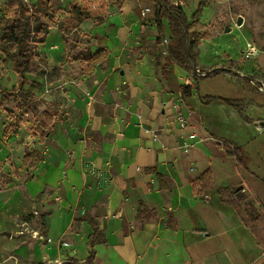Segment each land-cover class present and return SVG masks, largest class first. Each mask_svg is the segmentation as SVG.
I'll list each match as a JSON object with an SVG mask.
<instances>
[{
	"label": "crops",
	"instance_id": "1",
	"mask_svg": "<svg viewBox=\"0 0 264 264\" xmlns=\"http://www.w3.org/2000/svg\"><path fill=\"white\" fill-rule=\"evenodd\" d=\"M56 1L68 11L73 2L89 9L91 17L71 30L87 42L78 49L87 57L105 49L108 56L63 60L67 42L53 23L38 45L45 58L38 63L42 68L27 74L25 91L35 95L37 104L47 101V107L39 104L44 108L41 124L46 112L59 116L41 140L39 133L25 129L4 137L0 115V162L13 155L11 147L17 148L18 166L26 152L40 155L23 166L28 173L20 200L25 206L16 220L15 235L31 252L9 251L7 259L14 264L84 263L95 224L99 242L92 264H264V248L255 234L217 191L224 187L219 174L233 164L229 184L241 182L243 194L235 197L246 217L264 219V143L255 155L237 146L250 160L241 168L227 156L217 132L216 105L205 98L235 95L228 73L213 79L210 88L204 85L205 90L204 78L195 73L204 64L198 56L194 66L177 58L184 48L174 41L167 17L159 34L154 0ZM51 6L57 8L55 0ZM61 64L67 67L59 70ZM256 100L258 108L264 106V95ZM151 168L164 175L166 190ZM208 171L215 187L195 193L194 182ZM141 202L154 212L139 216ZM34 232L53 241L44 242ZM61 240L69 245H60Z\"/></svg>",
	"mask_w": 264,
	"mask_h": 264
},
{
	"label": "rangeland",
	"instance_id": "2",
	"mask_svg": "<svg viewBox=\"0 0 264 264\" xmlns=\"http://www.w3.org/2000/svg\"><path fill=\"white\" fill-rule=\"evenodd\" d=\"M200 1L204 3L203 9L198 20L192 23L188 34H185L184 25L175 16L174 11L166 16L168 29L174 34V41H178L184 48L175 54L181 59L182 64L189 63L191 66H194L193 61L198 56L204 66L199 65L197 68L213 70V73L207 77H200L195 72L198 77L204 78L203 87L206 85V88H210V85H213V79L224 78L228 73L236 89L235 95L230 99L226 98L227 94L222 92L220 96L206 95L205 98L216 105L213 110L214 116L218 117L217 132L222 136L221 144L229 149L241 145L251 149L248 151L255 155L260 150L259 143H264V125L262 124L264 106L259 104L261 107L258 108L256 105L259 103L256 99L263 96L264 92L259 91L250 79L256 80L257 85L264 83V0H174V3L191 16ZM8 3L9 0H0V23L12 14ZM26 3L32 10L38 5V0H27ZM55 3H57L55 20L51 22L47 17L39 15L35 24L45 22L59 26L67 42L63 60L73 61L80 54V59L86 61L87 53L80 52L78 48L81 47L80 44L87 42L77 32L63 31L69 11L65 7H59L62 2L58 4L55 0ZM240 17H243V20L239 25ZM227 28L230 30L226 31ZM3 32V29H0V37ZM247 42L256 44L259 49L257 56L247 58L242 53L246 49ZM36 53L33 74L42 68V65L38 63H43L45 60L39 54L38 47ZM16 60V50L8 55L0 52V115L5 117L4 137L7 134L17 136L23 129L36 136L44 129L43 124L40 123L44 108L39 104L44 102L47 107V101H40L37 104L32 101L35 95L29 92L22 94L18 91L21 79L15 65ZM82 62L85 66L86 62ZM58 67L62 70L67 66L61 64ZM83 70L84 68H80V71ZM55 72L56 68L47 73L52 76ZM34 83L39 84L37 80ZM228 83L230 84V81ZM217 84H220L221 89L223 88V84ZM206 88L204 87L205 90ZM29 113L30 115H27ZM2 144L3 148L8 149L10 141L5 138ZM16 149L11 147V151H8L13 155L0 162V264H14L11 259H7L9 251L24 256L31 252L29 244L22 243L15 235L19 233L16 226L17 214L22 212L25 206L20 196L25 191L28 173L23 166H18L14 156L17 154ZM18 153L21 155L22 150ZM245 154L248 156L246 152ZM233 173L234 166L230 164L226 171L223 170L219 174V185H228ZM242 194L241 192L238 195L242 196ZM5 232L13 235H7ZM19 263L23 264V260H19Z\"/></svg>",
	"mask_w": 264,
	"mask_h": 264
},
{
	"label": "trees",
	"instance_id": "3",
	"mask_svg": "<svg viewBox=\"0 0 264 264\" xmlns=\"http://www.w3.org/2000/svg\"><path fill=\"white\" fill-rule=\"evenodd\" d=\"M8 5L12 14L7 17L3 23H0V29H3L4 31L0 37V52H4L8 55L11 51L16 50L17 60L15 61V65H17L18 73L21 79L18 91L24 94L26 93V76L27 74L33 72L37 47L39 44L45 42L48 31L51 27L49 23L38 22L35 24V22L38 20L39 15L47 17L51 22L54 21L55 10L51 6V0H38V5L33 7L32 10L24 0H9ZM203 5V1H200L197 8L189 17L184 10H182L178 5H175L174 0H154L155 22L159 34L161 35L164 31V17L172 14L173 11L175 12V16L183 23L185 34H188L192 23L198 20L203 9ZM90 17L91 12L87 7L80 5L79 2H73L70 5L68 18L65 21V29H63V31L66 33V31H71L77 28L83 21L89 19ZM107 56L108 52L105 49H101L97 53L89 55L87 58L88 60H101ZM58 116L59 113L46 112V121L43 125L44 129H42V132L40 133L41 140L45 139L48 132L47 130H50ZM226 152L227 156L234 157L236 159L241 168H247L250 160L242 147H235L234 149L226 148ZM39 156V152L36 150L26 152L23 159V166L28 164L30 158L35 163ZM148 171L156 173L160 181L161 189L166 190L168 188L164 175L159 173L156 168L148 169ZM240 185V181H234L224 187L218 188L217 191L220 195L221 201L225 204L232 205L236 209L242 221L255 234L258 244L264 248V219L260 217L248 219L246 217V214L240 205L239 199L235 197L240 192L238 188ZM214 187L213 174L210 171L204 173L193 184L195 193H202L205 189H213ZM145 210L152 213L154 212L149 209L147 205L141 202L139 207V216ZM93 228L94 233L91 234L89 240L90 254L84 263L77 264H92L96 257L95 246L99 242V237L95 224H93Z\"/></svg>",
	"mask_w": 264,
	"mask_h": 264
},
{
	"label": "built area",
	"instance_id": "4",
	"mask_svg": "<svg viewBox=\"0 0 264 264\" xmlns=\"http://www.w3.org/2000/svg\"><path fill=\"white\" fill-rule=\"evenodd\" d=\"M24 1L26 2L27 0H24ZM145 10L146 11H149L150 8H146ZM242 53L245 55V57L251 58V57H255V56L258 55L259 49H258V47L256 46L255 43H253V42H247L246 43V49H245V51H242ZM195 72L200 77H207V76H209L210 74L213 73V70L212 69L202 70L200 68H196ZM250 81L252 82L253 85H255L257 87V89L259 91L264 92V83L261 84V85H257L256 84V80H254L252 78L250 79ZM184 125H185V121L183 120L182 121V126H184ZM33 236L36 237V238H38V239H40V240H42V241H44V242H47V243H51L53 241V238L52 237H49L47 235H44L43 233H40V232H34L33 233ZM61 244L64 245V246H68L69 245V243L66 242V241H64V240H61L60 241V245Z\"/></svg>",
	"mask_w": 264,
	"mask_h": 264
},
{
	"label": "water",
	"instance_id": "5",
	"mask_svg": "<svg viewBox=\"0 0 264 264\" xmlns=\"http://www.w3.org/2000/svg\"><path fill=\"white\" fill-rule=\"evenodd\" d=\"M242 20H243V17H240L239 18V20H238V24L240 25V24H242ZM230 29L229 28H227L226 29V31H229ZM263 125H264V122L262 123ZM7 235H10V233H8V232H5Z\"/></svg>",
	"mask_w": 264,
	"mask_h": 264
}]
</instances>
